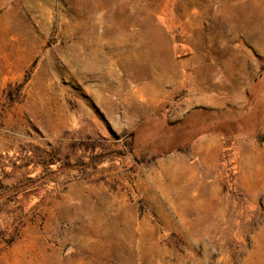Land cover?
Segmentation results:
<instances>
[{
    "label": "rangeland",
    "instance_id": "obj_1",
    "mask_svg": "<svg viewBox=\"0 0 264 264\" xmlns=\"http://www.w3.org/2000/svg\"><path fill=\"white\" fill-rule=\"evenodd\" d=\"M0 264H264V0H0Z\"/></svg>",
    "mask_w": 264,
    "mask_h": 264
},
{
    "label": "bare ground",
    "instance_id": "obj_2",
    "mask_svg": "<svg viewBox=\"0 0 264 264\" xmlns=\"http://www.w3.org/2000/svg\"><path fill=\"white\" fill-rule=\"evenodd\" d=\"M195 4V3H194ZM198 23V22H197ZM196 23V25H197ZM142 35V34H141ZM140 43V41H139ZM163 54H165V52L161 51ZM176 54H179V51H176L175 52V55ZM157 55H159V53L157 54L155 52V49L154 47H149L145 50L144 53H142V55L139 57V59H141L142 61L144 62H148L150 63L153 67H155L157 70H160V71H167V72H171L172 71V63H170L166 57H160V58H157ZM168 55V53H167ZM166 55V56H167ZM135 56V55H134ZM164 56V55H163ZM130 57V56H129ZM136 57V56H135ZM135 59V58H134ZM100 60V59H99ZM96 62V61H95ZM136 62V61H135ZM140 62V61H139ZM94 65V62L92 63ZM101 64V62H100ZM103 65V64H102ZM95 66V65H94ZM101 65H99L100 67ZM176 67V66H175ZM96 70H100V68H95ZM177 72V71H176ZM175 73V72H174ZM176 74V73H175ZM99 75V74H98ZM180 75V74H179ZM109 76H111L109 74ZM174 76V75H173ZM115 77V76H114ZM156 78V77H155ZM177 78V77H176ZM100 80V79H99ZM162 86V85H161ZM160 90V84H156L155 86L151 87V89H148L147 91L146 90H141L139 91L142 94L144 95H156ZM161 91V90H160ZM142 97V96H141Z\"/></svg>",
    "mask_w": 264,
    "mask_h": 264
}]
</instances>
